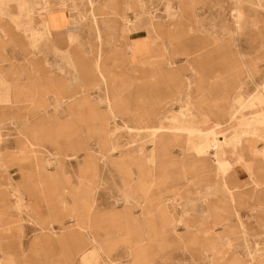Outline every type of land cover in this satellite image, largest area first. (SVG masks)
Listing matches in <instances>:
<instances>
[{
	"label": "rangeland",
	"instance_id": "374dc122",
	"mask_svg": "<svg viewBox=\"0 0 264 264\" xmlns=\"http://www.w3.org/2000/svg\"><path fill=\"white\" fill-rule=\"evenodd\" d=\"M48 1L56 2L0 1V184L18 185L23 193L6 195L0 186V226L7 228L0 257L11 256L13 264H221L207 257L192 227L206 223L209 205L191 202L188 192L192 184H214L211 200L218 202L227 195L224 180L238 184L231 180L236 165L246 175L239 184H264V162L236 163L222 174L211 154L207 164L197 161L193 146L197 153L208 137L213 149L219 124L231 123L225 132L235 128L238 112L224 121L204 110L217 96L222 108L225 96L234 106L239 98L250 105L264 100V0H186L197 27L166 41L167 51L151 67L156 72L143 60L133 62L124 45L147 35L137 12L153 9L164 17L165 4L171 2L169 11L179 0H140L138 10L127 11L125 0H65L73 23L62 34L42 30ZM116 2L138 30L120 36ZM211 48L213 59H204L197 72L192 61ZM31 185L46 193L36 187L30 193ZM48 191L63 193L64 209ZM69 208L84 229H68ZM236 209L238 218L229 217L236 234L221 250L257 264L264 259V212L250 202ZM171 220L176 230L166 232Z\"/></svg>",
	"mask_w": 264,
	"mask_h": 264
},
{
	"label": "crops",
	"instance_id": "0c3cea01",
	"mask_svg": "<svg viewBox=\"0 0 264 264\" xmlns=\"http://www.w3.org/2000/svg\"><path fill=\"white\" fill-rule=\"evenodd\" d=\"M9 1L19 3V0H9ZM55 1L56 2H54V4L49 1L46 2L44 7L42 8V11L44 12L43 15L44 24L42 25V30H45L48 33H52V34L53 33L62 34L65 31H67L68 28H72L71 27V24L73 23L72 16H70L69 13L67 12L68 5L63 2L65 0H55ZM115 1L116 0H114V2ZM125 1H126V11L130 9L132 6H134L135 9L137 10L140 8V6L138 5L140 0H125ZM168 3L171 2L168 1L165 4L166 15H164V17L159 16L157 12L153 9L143 10L136 13V17L139 20L141 21L144 20L145 26L142 28L145 29L147 35L132 42L125 43L124 47H126V52H129L131 54V56L133 57L132 58L133 62H137L138 60L140 61L143 60L145 64L148 63L150 65V68L153 67L154 62H156V58L167 51V48L165 46L167 40L173 41V40H178V38L185 37L186 35H184L185 31L183 28H191V31H193L195 29V26L197 27V21L193 20L192 14L186 11V0H179L175 7L171 5L169 11H167L166 9ZM120 6H121L120 2H116L114 4L115 17L113 21L114 23H116V25H120L124 27V28H118L120 36H124L125 33L127 34L130 31L138 30V28L136 27L131 28L132 19L131 17L128 16L127 13L125 15V13H123L121 9H119L121 8ZM72 7L74 9L77 8L75 5H73ZM78 16L81 19H84L86 17V15L81 12H79ZM170 16L173 18V21L171 22V24L168 25L166 24V27L168 28H163L164 21H168L170 19V18L168 19V17ZM41 32L43 31H40V33ZM68 37L70 39V42L72 43L74 39L72 32H68ZM216 52H217L216 50L214 49L212 50L211 48L209 49V51L206 52V55H201L202 57H195L194 61H192L193 64L192 68H194L197 72L203 71V66L207 65L204 59H213V55ZM244 65L245 68H247L246 64ZM135 66H137V64L134 63L133 67ZM151 78H154L155 81H158L155 76H152ZM107 82L110 85H112L109 79ZM234 83L235 82H230L229 84H227L228 85L227 90L232 88ZM200 85L204 86V82L202 81ZM210 86L213 87L214 84L211 82ZM200 88H198V90ZM202 89L204 88L202 87ZM202 89H200V91ZM225 97L224 98L221 97V100L223 99V103H225L224 108L220 106L219 104L220 97L217 96L214 99V101H212V105L210 104L208 108H205L204 110L206 111L209 110L210 113L216 118L222 119L224 117L225 119L224 121L231 119L234 113L238 112L235 116L236 117L235 128L223 134L224 135L223 138H220L221 140L220 139L218 140L216 150H213L208 144V139H207L208 137L204 139L203 145L197 149L198 151L197 153L195 150V146H193L194 148L193 150L195 152V157H197V161H201L205 165L208 162H210L208 155L211 154L212 158L214 159L213 164L215 166V170L222 174H225L229 170H231L234 167V164L236 163L242 164L243 162H249L250 160H253L257 164L259 163V161H256V159L258 158H261L264 162V108L262 107L259 111L255 112L251 116H248L245 113V111L248 109H253L259 106H263L264 100H261L262 98H257L256 100L252 101L253 104L250 105L249 103L251 101H249V99L239 98L237 101L238 105L234 106L232 105L231 99L229 98L225 99ZM204 112L202 113L203 115L206 116V113ZM239 114L241 116H239ZM175 126H171V127H175ZM178 126H182V124ZM153 138L155 141L156 137L154 136ZM258 141L262 142L261 146L258 145ZM155 148L159 150V148L157 147ZM161 149H165V148H161ZM31 154L37 157L36 151H33ZM228 154H230V157L227 156ZM249 156L254 157L255 160L253 158H250ZM150 161L153 164L157 165V160L153 159V157L152 159H150ZM34 163L45 164L46 162L36 159ZM232 174L233 175L231 177V180H233L234 183H238V184H229L223 179L224 184L221 185L225 190V194L227 195H225V198L223 197L218 202L211 200L212 199L211 196H213L212 189L214 184H206V186H204L203 184H192L194 189L188 192L193 196V197L190 196L191 202L202 200L204 201L205 204L209 205V213H208V218L206 219V223L200 222V225L198 226L193 225L192 227L193 228L197 227L196 235L201 237L202 240L201 244L207 245L205 249V252H208L207 257H212L213 261H219L221 262V264H242L241 261H239L233 255L227 256L228 253L227 249L221 250V246H222L221 243L224 242V244L228 245L229 248V245L232 244L231 235L236 234V232L233 231L234 229L233 225L229 223V217H231L232 215H235L237 217L236 214L237 205L239 203L250 202L254 204V206L256 207L258 206L259 210L264 212V184H261L262 182H260L259 180L258 181L256 180L254 184H239L246 181V175L244 173V169L240 165H236L234 167V170H232ZM250 178H254V175H251ZM3 179L6 180L5 177H3ZM0 186L3 187L2 190L6 195L9 194L16 197H21V195H23V193L19 191L18 185L14 186L13 184L10 183V184H0ZM34 187H36V191L38 193L40 194L46 193V190L42 189L41 191L40 188L37 189L38 187L36 185H31L30 193H33V190H35ZM141 188L144 191L145 188L144 187ZM203 188L207 190L206 193H204ZM129 189H131V185H129ZM48 193H49L48 195L46 194L48 197L56 198L57 208H59L60 210L65 208L64 202L62 201L63 193L58 192L55 194L51 191H48ZM128 198L136 199L134 194H130ZM159 205H161L160 208L161 211L165 212L166 204H164L163 206V203L159 201ZM57 215H59L58 212ZM67 215H69V218L73 220L72 221L73 225H71L68 229L70 230L84 229L86 225H84V223L80 221L76 216L72 215L71 209L67 210ZM174 222L175 220H171L169 221V223L167 222L168 225L164 228L166 232L174 231L175 229ZM218 225H222L224 229L223 232L220 234L216 233L214 229ZM40 226L43 231H49L50 229L49 226H46L44 224H40ZM236 226L238 228L244 227V225L240 221L237 222ZM61 227L62 229H66L64 225H62ZM6 229L7 228L5 226H0V245H1V235L6 231ZM209 252H211V256ZM13 263H14L13 258L9 255L0 257V264H13ZM248 264H255V263L250 262ZM257 264H264V259L260 260L259 263Z\"/></svg>",
	"mask_w": 264,
	"mask_h": 264
},
{
	"label": "bare ground",
	"instance_id": "6f19581e",
	"mask_svg": "<svg viewBox=\"0 0 264 264\" xmlns=\"http://www.w3.org/2000/svg\"><path fill=\"white\" fill-rule=\"evenodd\" d=\"M108 85V83H107ZM262 92V91H261ZM30 98V97H29ZM251 101V99H249ZM208 116V115H207ZM206 117V116H205ZM233 119V118H232ZM204 123V122H203ZM216 123V122H215ZM218 125V124H217ZM219 128H220V132L216 133V135H214L213 137H211L210 139L212 140H215L216 142L213 144V149L216 150V146L218 144V136L222 133V132H225L226 130H228L230 127H231V123H225V124H219L218 125ZM213 127V126H212ZM171 130L172 132H177L178 130H174V129H169ZM221 140V139H220ZM194 149V148H193ZM20 190V189H19ZM70 209V208H69ZM74 209V208H73ZM81 221V220H80ZM80 224V223H79ZM83 226V225H82ZM78 228V227H77ZM80 228V227H79ZM85 228V227H84Z\"/></svg>",
	"mask_w": 264,
	"mask_h": 264
}]
</instances>
